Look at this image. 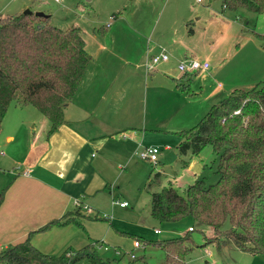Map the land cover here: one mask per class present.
Wrapping results in <instances>:
<instances>
[{
	"label": "crops",
	"instance_id": "1",
	"mask_svg": "<svg viewBox=\"0 0 264 264\" xmlns=\"http://www.w3.org/2000/svg\"><path fill=\"white\" fill-rule=\"evenodd\" d=\"M147 1V8L134 12L127 27H121L117 42H104L94 37L95 45L91 49L85 39L89 62L73 99L65 105V122L56 132L39 139L31 131L30 123L34 120L33 127L38 126L40 120L44 130L49 131L51 127L49 119L36 110H29V118L18 122L14 130L18 128L19 135L6 128L4 118L0 147L7 149L10 159L21 163L22 167L18 168L19 175L11 180L0 205V249L23 240L30 231L51 219L77 210L87 215L75 216L79 224L72 221L55 225L35 234L32 241L46 253L86 245L84 225L91 231L98 221L90 219L100 216L101 210L114 207L113 182L125 167L133 164L135 157L139 158L136 151L141 146L160 145L166 135L191 128L188 127L191 122L198 121L209 111L204 114L208 107L203 102L209 100L212 106L219 94L252 82L250 77L247 81V75L254 71L251 59L254 56L244 52L237 62L226 64L222 57L226 46L223 52L222 39L209 40L206 45L186 40L187 32L181 27L190 19L191 13L183 4L168 3L167 6L170 4L175 9V14L165 18L162 24L159 20L153 25L154 11L159 4L151 5V0ZM222 9H227L224 4ZM222 15L225 19L230 18ZM186 25L191 35L194 29L189 21ZM163 49L170 53V59L160 61L154 69L148 70L147 59ZM191 57L208 61L213 57L215 61L208 70L181 71L180 61ZM257 63L262 65V59ZM175 66L181 72L178 73ZM200 80L201 89L198 86ZM28 107L32 106L20 109L26 111ZM124 132L128 134L126 138ZM161 147L162 150L171 149L169 144ZM190 154L188 151L185 155ZM161 156L162 153L159 162ZM192 164L185 161L188 168ZM202 165L201 162V168ZM26 169L32 170L31 175L24 173ZM152 174L151 170L145 189L148 183L151 184ZM188 185L181 186L182 190ZM146 192L151 200V194L156 191ZM76 197L83 198L92 211L75 207L73 200ZM107 219L104 217L105 222H100L101 231L112 229ZM89 239V242L93 240ZM135 240L142 244L140 237ZM96 241L100 242V248L108 243L102 239Z\"/></svg>",
	"mask_w": 264,
	"mask_h": 264
},
{
	"label": "trees",
	"instance_id": "2",
	"mask_svg": "<svg viewBox=\"0 0 264 264\" xmlns=\"http://www.w3.org/2000/svg\"><path fill=\"white\" fill-rule=\"evenodd\" d=\"M227 9L242 7L264 12V0H222ZM89 62L82 27L67 29L50 23V15L0 14V131L12 103L33 106L51 123L48 135L65 122L64 108L71 101ZM179 152L199 155L211 145L219 156L216 183L198 178L181 192L170 183L151 194V214L159 221L188 216L211 226L217 237L232 239L237 247L264 254V80L251 89L236 88L211 106L201 120L180 132ZM4 193H0V205ZM77 210L54 218L16 243L0 249V263L74 264L88 259L111 264L99 254L100 242L68 247L59 254L46 253L32 241L35 234L66 225ZM229 223V227L225 225ZM189 232L194 231L195 226ZM189 236L148 243L160 246L164 264H187L193 251Z\"/></svg>",
	"mask_w": 264,
	"mask_h": 264
},
{
	"label": "rangeland",
	"instance_id": "3",
	"mask_svg": "<svg viewBox=\"0 0 264 264\" xmlns=\"http://www.w3.org/2000/svg\"><path fill=\"white\" fill-rule=\"evenodd\" d=\"M154 3L159 4V7L154 11L156 16L153 25L159 20L162 24L165 18L175 14V9L170 4L167 6L168 3L183 4L191 13V17L186 23L189 21L194 29L190 35L186 23L184 27H181L187 32L186 40L193 41L198 45H206L209 40L222 39L223 52L225 50L224 46H226L222 57L226 59V64L237 62L244 52H247L249 56H254L251 58L254 71L247 75V81L250 77L252 82L242 86V89H251L264 80V12L259 13L246 7L237 10H223L222 0L150 1L151 5ZM209 3H211V6ZM160 4L162 5L160 6ZM147 5H149L147 0H0V14H13L16 11L22 13L28 9L33 12L44 11L48 15L51 14L50 23L57 27L63 29H67L72 25L82 27L88 46L92 49L95 45V38H99L104 42H117L118 33L122 31L121 27L126 28L132 19L131 15L137 10L147 8ZM209 8L212 13L208 10ZM222 14L229 16L230 20L225 19ZM201 15L202 18L199 19L198 17ZM109 22L110 25L112 23L111 27L107 26ZM223 30L227 32L225 31L223 34ZM192 36L194 37L192 38ZM209 58L210 64L213 65L215 60L213 57ZM260 59L263 61L262 65L257 63ZM175 64L178 66L176 61ZM176 66V71L179 73L180 70ZM201 85L202 80L198 83L200 89ZM203 85L206 84L203 83ZM230 93L219 94L220 96L216 98L215 102L220 101ZM203 103H205V107H208L204 112L205 114L210 109L211 104L209 100ZM15 105V103L10 105L5 121L6 128L19 135L18 128L17 131L14 130L16 126L18 127V122L29 118V110L31 112H33L32 110L38 112V110L31 105L32 107H28L24 111L20 109V106L16 105V107ZM40 121L37 122L38 126L36 127H33L35 120L30 123L31 131H34L39 139L47 138L48 130H44ZM198 121L191 122L188 127L194 126ZM179 132L175 131L166 135L165 140L159 145L161 148L160 153H162L161 162L153 163L135 157L133 164L123 169L117 180L113 182V197H115V200L128 201L130 205L122 207L119 203H115L113 208L109 206L107 210H101L99 212L100 216L97 215V218L90 219L98 221L94 223L96 227L91 229L92 232L83 224L87 239L86 244L89 242L90 237L93 240L102 239L108 242L99 248V254L105 260L110 259L111 264H164L165 251L160 246L148 242L186 234L189 236L188 244L193 247V251L187 259V264H264V254H253L237 247L232 239H227L224 236L217 237L213 227L200 225L190 216L177 221L161 222L151 214V200L146 190L160 191L163 187L172 183L183 192L181 186H187L196 181L195 173L197 170L195 166L201 164V162L203 165L200 172H198L199 174H197L199 175L198 178H205L206 184L209 185L216 183L220 177L218 173L219 156L215 153L213 147L211 145L205 146L199 155H182L178 148L181 141ZM165 144H169L171 149L162 150L161 145ZM2 149L0 147V193L3 192L5 196L11 180L19 175L22 164L14 163L10 159V152L7 149ZM185 161L188 163L193 162L192 166L188 168ZM125 165L123 164V166ZM151 170L153 171L152 181L151 184L148 183L145 189V183L148 182L147 177ZM104 216H111L107 219L112 227L109 231L100 230L102 227L100 222H105L103 220ZM190 225L195 226L196 229L189 232L188 227ZM225 227H229V223ZM155 229H159L160 232H156ZM137 236L142 239V247L133 248L134 238ZM64 249L57 250L52 254H59ZM118 250L120 253L117 252ZM132 252L136 254L135 258H132ZM74 264L97 263L83 259Z\"/></svg>",
	"mask_w": 264,
	"mask_h": 264
},
{
	"label": "built area",
	"instance_id": "4",
	"mask_svg": "<svg viewBox=\"0 0 264 264\" xmlns=\"http://www.w3.org/2000/svg\"><path fill=\"white\" fill-rule=\"evenodd\" d=\"M197 1H201V0H197ZM114 18V16H113ZM110 23H108L107 25H109ZM170 59V53L167 52L165 49H163L159 54H155L153 56H150L147 61H146V68L148 70L154 69L155 66L160 62V61H167ZM211 64L208 60H202L199 58H187L184 60H181L179 63V68L181 71L183 72H197V71H201V70H208L210 68ZM127 133L124 132L123 136L126 138L127 137ZM160 152H161V148L159 145H143L141 146L137 151L136 154L139 158L143 159V160H149L153 163H158L159 159H160ZM31 171L29 169L25 170V174L27 175H31ZM75 207L81 209V210H85L88 212L92 211V208L90 207V205L88 203H86L83 198L81 197H76L73 200ZM114 203H119L121 206H128L129 202L128 201H121V200H115ZM106 217V216H104ZM111 216H108L107 218H110ZM193 227H190V230H192ZM156 232H160L159 229L155 230ZM134 245L135 247H141V242L139 240H135L134 241ZM118 253H120V251H117ZM210 252V251H209ZM132 258L136 257V254L134 252L131 253Z\"/></svg>",
	"mask_w": 264,
	"mask_h": 264
},
{
	"label": "water",
	"instance_id": "5",
	"mask_svg": "<svg viewBox=\"0 0 264 264\" xmlns=\"http://www.w3.org/2000/svg\"><path fill=\"white\" fill-rule=\"evenodd\" d=\"M24 13H30V14L35 13L36 15H39V16H48V14H46L44 11L33 12V11L30 10V9L26 10ZM200 165H201V164H197V165L195 166L197 172H200V170H201Z\"/></svg>",
	"mask_w": 264,
	"mask_h": 264
}]
</instances>
